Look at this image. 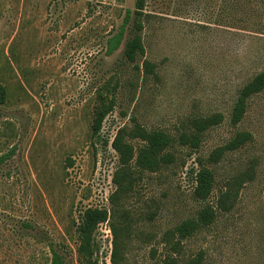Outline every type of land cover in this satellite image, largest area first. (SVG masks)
<instances>
[{"label": "rangeland", "instance_id": "rangeland-1", "mask_svg": "<svg viewBox=\"0 0 264 264\" xmlns=\"http://www.w3.org/2000/svg\"><path fill=\"white\" fill-rule=\"evenodd\" d=\"M135 3L0 0V264H52V248L65 264H81L76 224L85 208L111 210L118 167L111 140L135 121L170 133L176 161L144 172L106 227L99 224L97 264H113L114 227L127 264H160L170 246L163 235L215 205L251 168L234 209L184 240L181 258L203 251L204 264H264V91L250 98L242 122H231L240 88L264 70V0H147L146 54L131 63L124 43L107 50ZM144 59L156 76L145 74ZM108 90L116 106L98 141L93 122L99 92ZM216 112L224 121L199 148L179 143L192 119ZM240 131L253 141L206 163L213 192L196 199L190 168Z\"/></svg>", "mask_w": 264, "mask_h": 264}, {"label": "trees", "instance_id": "trees-1", "mask_svg": "<svg viewBox=\"0 0 264 264\" xmlns=\"http://www.w3.org/2000/svg\"><path fill=\"white\" fill-rule=\"evenodd\" d=\"M147 0H136L135 10L127 9L123 23L115 34L108 40V54H112L124 43V59L134 63L146 54V47L143 38V31L149 14L146 10ZM143 70L147 76L157 75L156 64L148 59L143 61ZM264 91V70L257 73L239 90L234 103L231 122L239 124L248 112L249 100L252 96ZM6 100V88L0 85V104ZM99 107L93 122V135L98 141H102V129L105 118L116 106L115 94L108 90L107 93L99 92ZM224 121V115L216 112L209 116L197 117L191 120L189 131L179 136V143L197 149L201 146L204 134ZM253 134L249 131L237 132L228 142L216 147L206 160H198V168L192 166L190 173L194 177V197L206 201L212 194L215 184L214 171L206 163L216 164L224 156L236 151L253 141ZM175 139L164 130H150L135 121L131 126H124L117 130L111 140V147L118 154V167L113 174L115 191L110 196L111 210L107 208H85L76 224L78 236V253L81 264H97L99 245L96 240V232L100 223L112 219L119 211L121 198L127 196L133 189L142 174L146 171L159 172L164 167L176 161L174 152L170 149L174 146ZM104 145L110 143V139H104ZM136 142V143H134ZM5 157L2 158V160ZM254 177V169L246 171L234 183H229L223 190L215 205L205 204L196 216L187 218L173 229L168 230L162 237V242L169 243L168 250L161 257L160 264H204L205 253L199 252L188 259H182L184 240L193 237L202 228L213 224L220 212H230L236 206L239 198V184L249 181ZM117 206V207H116ZM115 240L112 255L113 264H127L116 237L118 231L114 227ZM120 231H125L121 226ZM52 264H65L64 257L52 248Z\"/></svg>", "mask_w": 264, "mask_h": 264}, {"label": "built area", "instance_id": "built-area-1", "mask_svg": "<svg viewBox=\"0 0 264 264\" xmlns=\"http://www.w3.org/2000/svg\"><path fill=\"white\" fill-rule=\"evenodd\" d=\"M106 225H107L106 223H103V222L101 223V226H105L106 227ZM104 231H107V230H104Z\"/></svg>", "mask_w": 264, "mask_h": 264}]
</instances>
